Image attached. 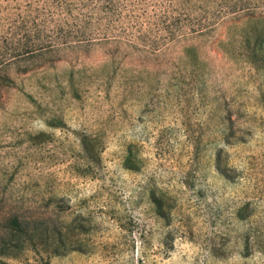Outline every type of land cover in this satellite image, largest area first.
<instances>
[{
  "label": "rangeland",
  "instance_id": "rangeland-1",
  "mask_svg": "<svg viewBox=\"0 0 264 264\" xmlns=\"http://www.w3.org/2000/svg\"><path fill=\"white\" fill-rule=\"evenodd\" d=\"M0 2V264H264V0Z\"/></svg>",
  "mask_w": 264,
  "mask_h": 264
},
{
  "label": "trees",
  "instance_id": "trees-1",
  "mask_svg": "<svg viewBox=\"0 0 264 264\" xmlns=\"http://www.w3.org/2000/svg\"><path fill=\"white\" fill-rule=\"evenodd\" d=\"M3 10L0 2V14ZM5 10L7 12L8 7ZM7 15L12 14L7 12L0 15V105L3 102L1 89L13 85V80L6 72L7 69L12 64L19 65L32 58L51 53L54 47L49 35H44L39 30L35 18L20 13L13 18ZM5 229L9 233L8 242L12 248H18L22 241L30 240L38 231L37 227L18 216L8 218Z\"/></svg>",
  "mask_w": 264,
  "mask_h": 264
}]
</instances>
